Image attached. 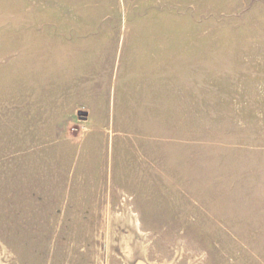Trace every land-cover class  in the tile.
<instances>
[{"label":"rangeland","instance_id":"obj_1","mask_svg":"<svg viewBox=\"0 0 264 264\" xmlns=\"http://www.w3.org/2000/svg\"><path fill=\"white\" fill-rule=\"evenodd\" d=\"M0 264H264V0H0Z\"/></svg>","mask_w":264,"mask_h":264},{"label":"water","instance_id":"obj_2","mask_svg":"<svg viewBox=\"0 0 264 264\" xmlns=\"http://www.w3.org/2000/svg\"><path fill=\"white\" fill-rule=\"evenodd\" d=\"M81 115H86V114H84V113H81Z\"/></svg>","mask_w":264,"mask_h":264}]
</instances>
